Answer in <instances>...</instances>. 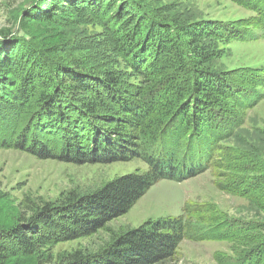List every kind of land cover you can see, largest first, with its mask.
<instances>
[{
  "label": "trees",
  "instance_id": "obj_1",
  "mask_svg": "<svg viewBox=\"0 0 264 264\" xmlns=\"http://www.w3.org/2000/svg\"><path fill=\"white\" fill-rule=\"evenodd\" d=\"M233 1L257 11L253 24L264 30V0ZM30 5L26 21L69 23L95 8L105 11L120 32L118 51L140 82L132 86L120 72L66 59L68 50L61 45L40 46L1 33L0 145L76 164L139 156L148 169L92 189L68 190L0 228V264L32 255L39 264H167L177 259L183 238L225 237L230 222L224 233L223 226L192 229L178 217H160L113 232L94 250L74 249L59 260L51 252L58 242L106 228L158 180H182L216 164L219 142L263 99L257 88L264 89V70L233 74L215 70L212 61L220 54L218 42L245 39L254 19L182 22L160 16L146 0H33ZM219 187L242 194L251 190ZM243 245L245 253L264 254V233L249 236Z\"/></svg>",
  "mask_w": 264,
  "mask_h": 264
},
{
  "label": "rangeland",
  "instance_id": "obj_2",
  "mask_svg": "<svg viewBox=\"0 0 264 264\" xmlns=\"http://www.w3.org/2000/svg\"><path fill=\"white\" fill-rule=\"evenodd\" d=\"M33 0H0V34L10 33L43 45H61L66 59L98 71L122 73L134 86L139 75L118 51L119 29L105 11L98 8L78 20L54 23L24 19ZM162 17L190 22L212 20L232 23L252 21L243 40L224 38L220 54L212 61L215 70L237 74L245 69L264 70V30L255 26L258 13L233 0H146ZM93 9V8H92ZM243 27V26H242ZM1 36V35H0ZM149 58L145 66L148 65ZM263 93V88H257ZM9 143V142H7ZM213 154L214 166L182 180L162 178L152 185L125 214L109 221L91 236L61 241L52 246L54 259L74 249L94 250L111 233L135 227L147 219L180 218L193 228L225 226L227 235L217 239L183 238L177 259L167 264H264V254L245 253L243 242L264 233V97L246 110L243 123L219 142ZM200 153V152H199ZM204 158V157H203ZM148 169L136 156L114 162L76 164L55 158H40L13 145H0V228L17 222L45 201H54L71 189H92L121 174ZM220 183L249 187V194L219 187ZM250 226V229L242 230ZM258 227V228H254ZM254 252V251H252ZM251 252V253H252ZM8 264H39L35 255L12 257Z\"/></svg>",
  "mask_w": 264,
  "mask_h": 264
}]
</instances>
